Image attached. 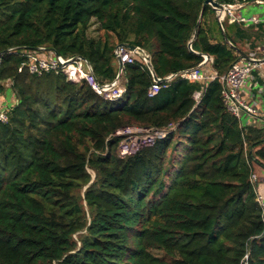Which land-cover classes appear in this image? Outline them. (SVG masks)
<instances>
[{"label":"trees","instance_id":"obj_1","mask_svg":"<svg viewBox=\"0 0 264 264\" xmlns=\"http://www.w3.org/2000/svg\"><path fill=\"white\" fill-rule=\"evenodd\" d=\"M204 3L0 0V93L8 84L17 101L0 123V264H264V212L251 182L264 167V128L240 126L218 81L177 77L150 98L149 68L127 64L126 95L112 103L27 66L29 54L53 50L86 59L99 82H111L115 49L129 44L150 55L160 78L196 68L203 54L223 75L251 35L233 25L232 45L223 34L216 41L215 10L201 20ZM93 21L98 38L89 37ZM172 123L166 139L119 156L118 130Z\"/></svg>","mask_w":264,"mask_h":264},{"label":"built area","instance_id":"obj_2","mask_svg":"<svg viewBox=\"0 0 264 264\" xmlns=\"http://www.w3.org/2000/svg\"><path fill=\"white\" fill-rule=\"evenodd\" d=\"M250 0L243 2L237 1L234 4H222L223 10L217 11L218 21L222 26L225 20L231 24L239 25H259L264 23V13L262 15L254 14L250 17L244 16L243 9L249 4ZM252 4L256 6H264V0H253ZM117 60L123 64V68L127 64H135L138 62V55L128 48L120 47L115 50ZM29 64L27 65L32 74L43 75L45 73L64 74L67 79L73 83H86L97 95L107 102H120L126 95V84L121 82L123 70L120 69V76L111 82L101 83L98 81L93 67L82 57L65 58L53 53L48 58L39 55L29 54ZM204 60L194 69L181 72L184 79L190 82H203L206 86L214 81H218L222 86V94L227 109L234 114L239 120L241 127H255L256 121L264 120V102L261 97L256 95L255 91L248 92V99L244 98V93L252 83V74L255 71L264 70V48L247 53V58L239 59L231 68L223 75H219L212 69V60L203 56ZM145 61V59L143 58ZM117 61V62H119ZM146 63V61H145ZM119 64V63H118ZM24 68L21 66L20 71ZM168 76L167 78L171 77ZM153 77V76H152ZM161 79V78H160ZM175 79V78H174ZM174 79H171L173 81ZM160 83L153 78V83L148 91V96L153 98L162 89L168 87V83ZM203 93L196 92L194 99L196 105L202 101ZM14 105L6 106L0 99V123L9 121V114ZM247 118V124L243 125L242 118ZM258 118V119H256ZM177 124L172 123L163 128H150L137 125L127 126L117 131L116 136L121 137L118 147L119 156L124 159L135 155L139 151L153 147L158 141L166 139L170 134L176 131ZM251 182L257 185L258 201L264 209V196L260 193L261 179L254 171L251 174Z\"/></svg>","mask_w":264,"mask_h":264},{"label":"crops","instance_id":"obj_3","mask_svg":"<svg viewBox=\"0 0 264 264\" xmlns=\"http://www.w3.org/2000/svg\"><path fill=\"white\" fill-rule=\"evenodd\" d=\"M252 1L253 0H250L249 4L246 5V7L243 9V10H248L249 13L252 12V10L255 8V7H261V6H256L255 4H252ZM211 17H214L215 20L213 21H209V25L211 27V30H212V35H213V38L216 40V41H220L221 40V36H222V33L221 31L219 30V25H218V20L216 18V12L213 16ZM233 26V24H230L228 23L227 26H225L226 28L228 27H231ZM242 30H244L245 32H247L248 34L251 35V39H247L245 41H241V42H244L245 44L249 41L248 44L251 45V47L248 49V52L250 51H253V50H256L257 48H264V23H260L259 25H252V26H248V27H241ZM255 41V42H254ZM240 42V41H239ZM52 52V51H51ZM247 52V53H248ZM123 76H124V73H122ZM251 81L252 83H250L249 87L246 89L245 93H244V98L246 100H250L248 99V92L249 91H255V96L258 95L261 97V100L264 102V70H261V71H255L253 74H252V78H251ZM121 82L123 84L126 83V78L125 77H122L121 78ZM7 89H10V85L6 84L5 85V91ZM0 99L3 103H5V98L4 96H2V93H0ZM16 101V98H15V95L13 94L12 95V103H17ZM258 119V118H256ZM256 125L257 127L260 129V128H264V120L261 118L259 119V121H256ZM251 127V126H249ZM264 170H263V167H261V180L262 182L264 183ZM260 193L264 196V184L263 185H260Z\"/></svg>","mask_w":264,"mask_h":264},{"label":"water","instance_id":"obj_4","mask_svg":"<svg viewBox=\"0 0 264 264\" xmlns=\"http://www.w3.org/2000/svg\"><path fill=\"white\" fill-rule=\"evenodd\" d=\"M207 6H211L215 11H218V10H223V6L221 3L217 2L216 0H205V3L203 5V9H202V13H201V20L203 18V15H204V12L207 8ZM219 18V16H218ZM201 20L200 22L198 23L196 29H195V32H194V36H193V39L191 40L190 44H189V48L191 49V51H193L192 49V44H193V41L198 37V28H199V25L201 23ZM224 39L225 41L228 43V44H231V42L229 41V39L227 38L226 36V33L224 34ZM120 47H125V48H128L130 49L131 51L135 52L136 54H138L139 56H141L142 58L145 59L146 61V64H147V67L149 68L153 78L160 82V83H167V82H170L171 79H174L180 75H182L181 73H177V74H173L171 77L169 78H159L156 74V72L154 71V68H153V65H152V61H151V57L150 55L145 51L143 50L142 48H139V47H136V46H132V45H129V44H119L117 47H116V51L119 50ZM39 50V48L37 49ZM42 50V49H41ZM10 53L12 52L11 49L7 50L5 53ZM52 52H54L56 55H59L57 54L55 51L52 50ZM240 54H241V58L245 59L247 58V55L243 52V51H240ZM3 53L0 54V62H1V57H2ZM201 56H206L207 59H211V56L210 55H201ZM86 60V59H85ZM119 61V59H118ZM88 62V61H87ZM89 63V62H88ZM90 64V63H89ZM119 65H120V69L123 70V64H121V62L119 61ZM120 76V73L118 75V77ZM95 179V175L93 177V180ZM92 180V181H93Z\"/></svg>","mask_w":264,"mask_h":264},{"label":"rangeland","instance_id":"obj_5","mask_svg":"<svg viewBox=\"0 0 264 264\" xmlns=\"http://www.w3.org/2000/svg\"><path fill=\"white\" fill-rule=\"evenodd\" d=\"M243 12H244V16H246V17H250L251 15H254V14L262 15L264 13V6H262V8L255 7L252 10L251 13H249L248 10H243ZM213 20H215L214 17H211L209 19L210 22L213 21ZM228 23H229L228 20H225L223 22L222 26L220 25V23H218L219 30L221 31V33L223 34V36L226 33L225 32V26H227ZM234 25L235 26H239V27H248L246 25H239V24H234ZM99 28H100L99 24L96 23L95 21H93V24H92V26L90 27V30H89V37H91V38H98L99 37V33H100L99 32ZM249 42H251V41H249ZM249 42H247L246 44L244 42H238L237 46L240 47L241 50H243V52H248V49L251 47V45L248 44ZM230 45H232V43ZM52 53H54V52H52ZM138 62H144L145 63V61L143 60L142 57H139ZM122 77H124L123 74H122ZM79 84H81V83H79ZM12 95H13V92H12L11 89H7L6 91H4L2 93V96H4V98H5V105L6 106H11V105H14L15 104V103H12ZM242 123H243V125H246L247 124V118L243 117L242 118ZM254 170L257 173L259 179H261V167L256 166ZM263 170H264V167H263ZM263 175H264V173H263ZM93 177H94V174H93ZM261 182H262V180H261ZM154 254L157 255V256H162L163 255V253L162 252H159V251H154Z\"/></svg>","mask_w":264,"mask_h":264},{"label":"clouds","instance_id":"obj_6","mask_svg":"<svg viewBox=\"0 0 264 264\" xmlns=\"http://www.w3.org/2000/svg\"><path fill=\"white\" fill-rule=\"evenodd\" d=\"M215 12H216V18H217V20H218L217 11H215ZM218 22H219V21H218ZM233 25H234V24H233ZM115 50H116V49H115ZM244 53L247 55V52H244ZM137 55H138V54H137ZM139 57H141V56L138 55V59H139ZM202 57H203V56H202ZM83 59H84V58H83ZM240 59H243V58L240 57ZM203 60H204V59H203ZM211 60H212V63H213V58H212V57H211ZM117 61H118V60H117ZM118 63H119V62H117V64H118ZM145 64H146V63H145ZM146 66H147V64H146ZM211 66H212V64H211ZM118 67H119V73H120V65H119V64H118ZM215 72H216V71H215ZM119 73H118V75H119ZM122 73H124V68H123V72H122ZM150 73H151V72H150ZM118 75H117V76H118ZM151 75H152V74H151ZM171 75H173V74H171ZM178 77H181V76H178ZM121 78H122V75H121ZM159 78H160V77H159ZM176 78H177V77H176ZM176 78H175V79H176ZM175 79H174V80H175ZM14 105H15V104H14ZM260 185H263V183H261ZM257 192H258V191H257ZM262 209H263V208H262ZM263 212H264V209H263Z\"/></svg>","mask_w":264,"mask_h":264}]
</instances>
